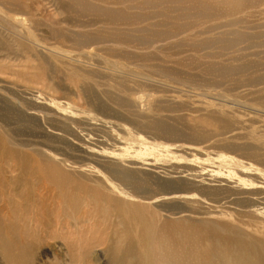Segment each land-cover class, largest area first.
<instances>
[{"label":"rangeland","instance_id":"rangeland-1","mask_svg":"<svg viewBox=\"0 0 264 264\" xmlns=\"http://www.w3.org/2000/svg\"><path fill=\"white\" fill-rule=\"evenodd\" d=\"M110 1L0 0V46H11L0 51V144L6 151L11 148L32 157L21 166L16 158L0 153V215L5 218L10 206L29 203L35 195H50L49 203L52 195L55 200V187L44 177L45 169L37 166L35 150H39L57 160L62 173L74 179L102 177L110 187L126 191L134 202L187 210L171 217L187 214L251 221L249 226L244 223L245 229L264 239V208L256 210L252 218L246 216L254 211L248 203L264 206V83L233 86L230 77L236 75H231L222 78L223 84L215 89H202L197 94V90L171 82L173 76L154 77L148 72L177 68L179 76H189L194 85L219 80L213 74L172 62L190 52L168 58L164 56L176 49H162L156 53L159 59L151 61L137 56L153 48L77 46V34L93 32L97 27L79 28L73 23L103 18L82 9L80 2L120 7ZM213 3V8L218 7L216 13L234 7V3L223 0ZM263 6L260 2L252 10ZM7 9L12 13L17 9L29 11L30 47L18 45L25 41L6 25ZM247 10L250 8L206 19L209 23L237 19ZM207 23L194 31L203 30ZM261 23L264 14L247 24ZM240 30L264 31V26ZM167 42L173 40L154 45L160 47ZM119 47L130 57L122 59ZM210 51L223 56L199 62H264V48L260 46L239 44ZM254 67H248L242 76L251 77ZM255 72L264 75V66ZM156 122H160V128ZM131 181L142 182V189H133ZM45 241L32 264L68 261L63 243ZM90 253L80 264H105L101 247H93Z\"/></svg>","mask_w":264,"mask_h":264},{"label":"bare ground","instance_id":"bare-ground-1","mask_svg":"<svg viewBox=\"0 0 264 264\" xmlns=\"http://www.w3.org/2000/svg\"><path fill=\"white\" fill-rule=\"evenodd\" d=\"M213 1L217 0H111V4L120 6L113 8L80 2L82 9H88L92 14L103 18L73 23L79 28L97 27L93 32L87 30L77 34L75 44L80 47L123 45L126 48L142 50L153 48L152 51L146 50L144 54L137 56L140 60L151 61L159 59L156 53L162 49H176L174 53L164 57L190 52L171 61L205 74H213L219 80L194 85L189 76L180 77V70L177 68H161L159 71L148 72L154 77L173 76L171 82L197 90V94L202 89H215L223 84L222 78L231 75H236L230 77L233 86L264 83V75L255 72L262 69L264 62L263 65L252 60L238 65L216 61L207 64L199 62L200 59L223 56L221 52H211L212 49L228 50L239 44H245L247 48H264V31L240 30L264 26V23L256 26L247 24L251 18L258 19L264 14V6L252 10L264 0H223L230 2L229 5L234 3V7L221 13L220 9L215 12L218 7L213 8ZM247 8L250 10L237 19L213 23L206 19L215 14L218 17L231 16ZM29 15V11L17 9L16 13L9 12L6 16V25L15 30L12 33L25 41L18 44L23 48H27L28 41H32L27 36L32 26ZM13 16L15 17L12 18ZM191 21V26L186 27ZM205 23L207 25L203 30L194 31L196 26ZM230 26L236 28L200 37ZM170 40L173 42H167L164 46L154 45ZM10 47L2 44L0 51H7ZM118 52L122 59L130 57L123 47H119ZM253 65V75L249 78L242 76ZM156 125L160 128V122H156ZM161 129L165 131L166 128ZM166 130L168 133L169 130ZM6 149L1 143L0 153L16 158L21 166L32 161L31 156L11 148L8 151ZM35 151L39 158L37 166L45 169L44 177L56 189L55 200L53 195L50 203V195H35L29 203L10 206L6 221L0 215L1 264H32L36 252L45 245L46 239L60 242L61 245L63 243L68 254L67 262L54 259L48 264H80L89 257L90 249L96 246L102 248L105 264H264V239L256 237L244 226V223L248 226L252 224L251 221L244 222L239 218L234 221L200 218L187 214L171 217L187 210L134 202L129 199L130 195H126V191L117 186L110 187L102 177L74 179L69 174L62 173L57 160L42 151ZM112 176L110 178H115ZM119 181L122 183L123 179ZM130 183L133 189H142V182ZM248 206L254 210L250 214L246 213L250 218L256 210L264 208L253 202L248 203ZM176 208L179 210L173 211Z\"/></svg>","mask_w":264,"mask_h":264}]
</instances>
